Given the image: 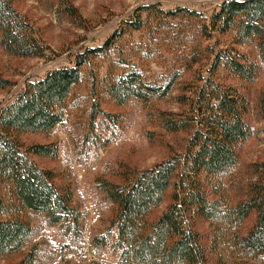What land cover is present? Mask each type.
Masks as SVG:
<instances>
[{
  "label": "rangeland",
  "instance_id": "1",
  "mask_svg": "<svg viewBox=\"0 0 264 264\" xmlns=\"http://www.w3.org/2000/svg\"><path fill=\"white\" fill-rule=\"evenodd\" d=\"M9 1L47 50L44 57L16 56L3 48L0 35V112L28 82L52 70L74 68L79 73L64 104L62 123L48 133L11 134L23 150L39 145L55 150L54 157L31 154L30 159L52 174L61 192L71 193L81 218L77 233L68 229V222L51 224L43 213L19 209L3 188L0 221L23 222L32 234L20 249L0 257V264H134L124 258L113 226L117 206L103 185L123 186L136 174L184 155L199 127L194 112L206 85L243 97L250 136L236 145V166L206 182L207 199L218 203L224 222L195 216L191 223L208 264H264V257H249L240 249V239L256 225L257 212L241 225L231 220V211L247 202L252 187L264 180V69L255 43H241L235 31H210L211 16L230 0ZM144 7L153 8L141 11ZM183 9L196 16L160 14ZM137 21L142 29L128 27ZM115 33L124 35L112 48L78 64L80 55L104 47ZM228 55L254 63V78L244 80L232 73L220 61ZM130 73L161 93L169 84L171 90L162 97L119 103L109 85ZM171 121L186 129L171 131ZM174 194L170 187L161 205L146 217L149 226L173 205Z\"/></svg>",
  "mask_w": 264,
  "mask_h": 264
},
{
  "label": "trees",
  "instance_id": "2",
  "mask_svg": "<svg viewBox=\"0 0 264 264\" xmlns=\"http://www.w3.org/2000/svg\"><path fill=\"white\" fill-rule=\"evenodd\" d=\"M186 12L189 13L183 9L160 14L177 17ZM189 14L196 16L194 12ZM127 25L135 31L143 28L139 21ZM209 27L210 31L222 34L235 31L241 43H255L260 66L264 69V0L226 1L211 16ZM0 35L3 48L13 55L45 56L47 47L9 0H0ZM123 35L115 33L104 47L80 55L78 64L85 62L88 56H99L112 48L115 40ZM240 58L228 55L220 58V61L225 62L229 70L240 78L253 79L256 65L245 63V59ZM78 81L79 73L74 68L52 70L44 78L28 82L15 101L1 110L0 214L4 213L5 206L1 192L6 188L9 198L19 209L43 213L51 224L68 222V229L78 232L81 215L72 206L71 193L61 192L54 185L52 174L38 168L30 159L31 154L54 157L55 150L42 145L23 150L11 134L52 131L62 123L64 104ZM3 83L0 78V87ZM171 87L172 84H169L161 93L160 88L141 81L137 73H130L112 80L109 92L119 103H124L130 98L148 100L165 96ZM201 92L197 105L199 109L194 112L199 127L193 133L184 155L136 174L123 186L103 185L107 197L117 206L113 226L117 230L124 258L130 263L208 264L200 237L191 222L195 216L217 223L224 222L218 203L207 199L206 182L236 166V145L246 141L250 131L244 120L246 102L243 97L222 90L217 85H206ZM169 127L171 131L186 129V125H178L174 121ZM170 187L175 188L173 205L149 226L146 217L161 205ZM253 211L258 214L256 225L240 239V249L249 257L262 258L264 180L252 187L247 202L231 211V220H237L241 225ZM31 234V227L23 222L0 221V257L20 249Z\"/></svg>",
  "mask_w": 264,
  "mask_h": 264
}]
</instances>
